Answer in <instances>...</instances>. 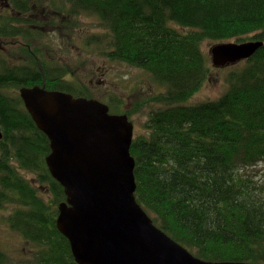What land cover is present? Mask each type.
Listing matches in <instances>:
<instances>
[{
	"label": "trees",
	"instance_id": "obj_1",
	"mask_svg": "<svg viewBox=\"0 0 264 264\" xmlns=\"http://www.w3.org/2000/svg\"><path fill=\"white\" fill-rule=\"evenodd\" d=\"M70 1L74 17L93 14L107 30L109 60L144 70L166 89L150 99L160 105L148 115L147 133L130 147L136 202L196 258L264 264V174H248L264 162V44L226 67L220 98L187 104L215 69L202 42L264 43V0ZM66 28L74 34L72 24ZM11 35L35 37L20 27ZM20 49L28 55L25 65L0 72V208L12 206L9 228L33 253L11 263L0 248V264H76L56 229L57 206L66 198L45 165L48 138L19 94L11 97L7 90L45 85L74 98L94 97L74 89L66 69L49 72L40 49ZM131 113L121 114L129 119Z\"/></svg>",
	"mask_w": 264,
	"mask_h": 264
},
{
	"label": "water",
	"instance_id": "obj_2",
	"mask_svg": "<svg viewBox=\"0 0 264 264\" xmlns=\"http://www.w3.org/2000/svg\"><path fill=\"white\" fill-rule=\"evenodd\" d=\"M263 44L218 43L209 50L211 66L237 65ZM18 94L48 138L45 165L66 198L57 206L56 229L76 264H255L201 260L153 224L135 199L134 132L126 115L45 85L23 87Z\"/></svg>",
	"mask_w": 264,
	"mask_h": 264
},
{
	"label": "rangeland",
	"instance_id": "obj_3",
	"mask_svg": "<svg viewBox=\"0 0 264 264\" xmlns=\"http://www.w3.org/2000/svg\"><path fill=\"white\" fill-rule=\"evenodd\" d=\"M74 21V23H73ZM71 20L74 34L62 30V24L56 23L58 29L51 33V19L45 17L38 26H25L29 34L35 37L29 41L24 36L17 39H2L8 48V53L0 52V72L12 66L25 65L28 55L22 53L20 47L40 49L41 61L47 65L49 72L66 69L71 72L65 78L81 87L83 93L93 96L109 107L113 115L131 111L129 120L133 123L134 137L145 135L144 124L149 113L158 109L160 104L151 102V98L158 96L166 89L152 76L142 69L133 68L119 61H111L106 54L110 52V41L107 30L101 27L95 15L82 12ZM183 32V30H181ZM12 41V43H10ZM230 42H236L232 40ZM216 43L210 40L201 44V50L210 63L209 50ZM11 56V57H10ZM239 65V64H238ZM213 69V68H212ZM228 68L218 71L211 70L209 79L201 86L199 92L189 99L187 104H199L220 98L225 91V78ZM89 81L94 82L91 85ZM100 81L101 84H97ZM31 88V87H28ZM17 87L7 90L9 96L18 94ZM257 177L264 174V162L255 165L249 173ZM26 179L36 181L35 175L27 172ZM12 206L0 208V248L13 262L32 257V246L21 235L9 228L7 217Z\"/></svg>",
	"mask_w": 264,
	"mask_h": 264
},
{
	"label": "flooded vegetation",
	"instance_id": "obj_4",
	"mask_svg": "<svg viewBox=\"0 0 264 264\" xmlns=\"http://www.w3.org/2000/svg\"><path fill=\"white\" fill-rule=\"evenodd\" d=\"M73 12V3L70 0H0V27L4 29L3 36L0 35V52L8 53V48L2 39H12V41L17 39L11 35L12 27H20L24 32L25 26H38L47 17L53 22L51 33H55L58 29L56 23L62 24V30L65 31L66 27L71 25ZM96 82L101 84L100 81ZM73 83L74 89L79 88L75 82ZM89 83L94 85L92 81Z\"/></svg>",
	"mask_w": 264,
	"mask_h": 264
}]
</instances>
